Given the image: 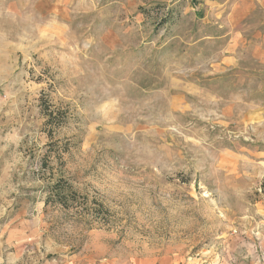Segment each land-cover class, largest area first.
I'll return each mask as SVG.
<instances>
[{"label": "rangeland", "instance_id": "rangeland-1", "mask_svg": "<svg viewBox=\"0 0 264 264\" xmlns=\"http://www.w3.org/2000/svg\"><path fill=\"white\" fill-rule=\"evenodd\" d=\"M263 183L264 0H0V264H264Z\"/></svg>", "mask_w": 264, "mask_h": 264}, {"label": "trees", "instance_id": "trees-1", "mask_svg": "<svg viewBox=\"0 0 264 264\" xmlns=\"http://www.w3.org/2000/svg\"><path fill=\"white\" fill-rule=\"evenodd\" d=\"M263 190H264V183L262 185ZM51 189L54 192V195L60 200L61 203L63 202L62 198L65 197V194L68 192L67 186H62L60 183L54 184Z\"/></svg>", "mask_w": 264, "mask_h": 264}, {"label": "crops", "instance_id": "crops-1", "mask_svg": "<svg viewBox=\"0 0 264 264\" xmlns=\"http://www.w3.org/2000/svg\"><path fill=\"white\" fill-rule=\"evenodd\" d=\"M241 6H242V8H243V4L241 3L239 6H238V8H236V10L234 9V12L236 11L237 12V10L239 9V8H241Z\"/></svg>", "mask_w": 264, "mask_h": 264}]
</instances>
